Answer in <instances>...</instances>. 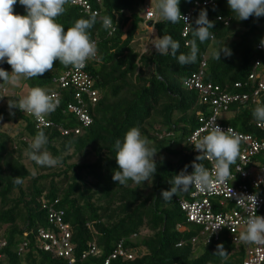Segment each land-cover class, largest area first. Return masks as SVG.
Returning a JSON list of instances; mask_svg holds the SVG:
<instances>
[{"label": "trees", "instance_id": "1", "mask_svg": "<svg viewBox=\"0 0 264 264\" xmlns=\"http://www.w3.org/2000/svg\"><path fill=\"white\" fill-rule=\"evenodd\" d=\"M89 1L98 11L97 22L88 31L97 45L99 62L86 66L98 91L97 101L85 105L91 117L87 127H81L78 134L63 135L59 131V126L80 127L76 117L64 109L73 100L72 89H59L53 80L71 68L59 61L51 71L28 79L29 89L39 87L47 93L59 89L60 105L46 116L53 126L36 128L32 117L18 108L11 115L8 100L21 97L0 86V96H4L0 97V233L7 242L0 264H67L65 259L40 248L37 241L38 228L48 225L45 206L54 200H58L56 206L64 210L63 219L71 226L76 264H101L120 240L135 257L111 260L110 264H241L243 250L225 236L207 243L200 239L192 242L197 228L186 222L179 206L181 200L188 199L192 187L179 191L169 201L162 199L161 190L169 189L168 180L186 165L187 172L193 171L192 162L198 152L187 138L201 124L200 119L211 113L210 104L195 90L187 89L183 81L205 60L206 82L219 85L225 92L251 95L256 83L248 75L255 59L259 58L264 67V50L257 49L264 38V16L238 21L227 0H180L181 13H192L190 21L201 8H206L208 18L214 21L210 29L214 38L204 43L197 39L196 62L181 66L174 57L157 54L150 45L141 52L133 44L144 22V11L141 16L137 8L144 10L146 4L150 7L148 0ZM65 9L56 18L65 30L92 14L70 2ZM14 11L26 14L19 3ZM104 16L113 19L114 31L101 26ZM188 26L187 34L182 36L183 20L175 24L162 21L158 13L152 24L157 37L170 35L179 42V52L185 54L194 39L192 26ZM225 44L232 55L221 54L220 61L214 60L212 50ZM1 65L5 70L10 67L6 62ZM251 98L245 103H230L222 113V123L243 134L264 136L252 115L257 104L264 105V95L258 103ZM132 127L138 128L149 141L148 146L157 152V171L151 184L145 181L136 185L129 180L127 186H122L112 179L118 168L115 141H122ZM38 130L44 131L48 138L45 148L61 159L60 164L42 167L26 155ZM199 163L207 165L205 159ZM14 176H21L23 183L14 184ZM218 243L227 251L226 258L213 254ZM92 244L100 254L81 259Z\"/></svg>", "mask_w": 264, "mask_h": 264}, {"label": "clouds", "instance_id": "2", "mask_svg": "<svg viewBox=\"0 0 264 264\" xmlns=\"http://www.w3.org/2000/svg\"><path fill=\"white\" fill-rule=\"evenodd\" d=\"M19 3L25 9L24 15L15 13L14 6ZM69 0H0V63H7L11 72L0 67V82L18 87L21 79H32L51 71L54 63L77 70L83 68L86 62L97 57V45L90 39L89 29L97 22V14L92 13L89 18H80L74 25L67 28L57 23V17L66 11L65 5ZM180 0H157L155 8L162 21L178 23L184 20L191 24V34L194 39L190 44L189 53L179 52L180 44L170 35H163L153 41L157 54L171 55L181 66L196 62L198 46L196 40L204 43L214 38L210 29L214 28V21L208 18L207 9L201 8L194 21L182 15L179 8ZM234 18L238 21L247 20L255 16H264V0H227ZM112 18L104 16L101 26L105 30L112 28ZM154 23V22H153ZM110 34V33H109ZM260 46L264 47V38ZM179 53V54H178ZM221 54L225 57L232 55V50L225 44L212 50V58L220 61ZM4 97V96H0ZM59 100L39 87L31 88L26 95L18 100H8L11 115L13 109L18 108L35 118L39 125L45 123L44 118L55 111ZM258 126H264V105L257 104L252 111ZM2 118V117H0ZM48 138L43 130H38L29 143L26 152L28 158L40 166L52 167L61 163L59 157H53L45 148ZM149 141L141 136L136 127L130 128L121 141H115V159L118 168L114 170L112 179L117 184L127 186L129 180L136 185L152 181L157 171L155 161L156 150L148 146ZM198 152L192 162L193 171L187 172V165L168 183L169 189L161 190L164 201L171 200L179 191L195 186L201 191H212L219 184L231 178V166L239 156V138L231 128L223 130L219 125L211 126L207 134L193 143ZM207 159L212 162L211 170L199 161ZM240 171V170H238ZM13 183H23L21 176H14ZM249 199L255 208L257 198L250 195ZM243 206L242 201H237ZM223 225L214 224L215 232ZM244 243H264V216L250 215L246 221V229L239 235ZM208 242V241H207ZM226 258L227 251L222 243H218L213 253Z\"/></svg>", "mask_w": 264, "mask_h": 264}, {"label": "built area", "instance_id": "3", "mask_svg": "<svg viewBox=\"0 0 264 264\" xmlns=\"http://www.w3.org/2000/svg\"><path fill=\"white\" fill-rule=\"evenodd\" d=\"M71 4L79 6L86 13H96L98 11L92 8L89 0H69ZM209 1H203L207 4ZM144 20L153 22L156 20L157 13L147 4L144 6ZM191 20L192 13L185 12L182 14ZM221 19V17H217ZM182 36H185L189 30V23L184 20ZM227 24V21L224 22ZM115 27L112 24L110 31H114ZM258 50H264V47L257 45ZM89 62L94 64L99 62V55L95 59H90L85 66L79 70L70 68L53 79L59 89L71 88L73 91V100L67 102L64 108L70 114H73L78 120L80 127L64 128L59 126V131L63 135L70 132L78 134L82 129L91 123V117L86 110V102L94 103L98 98V91L93 87V78L86 70ZM205 60L201 61L200 69L192 73L184 81L183 85L189 90H195L204 102H208L211 106V113L207 118H201V124L192 131L187 138L188 142L193 145L196 139L202 138L215 124L219 125L223 130L231 128L239 138V156L234 165L231 166V178L225 183L219 184L212 191H201L195 186L188 199L179 202L180 209L185 215L186 222L193 224L197 228V235L192 238V242L202 240L203 243L219 240L225 236L235 245L243 250V259L241 264H264V243H244L239 240V235L246 229V221L250 215L257 214L264 216V136L256 137L249 134H243L233 129L230 126L224 125L222 119L223 111H225L230 103L239 102L245 103L250 96L252 102L258 103L260 95H264V67L261 65L259 58L255 59L248 79L252 83H256V87L249 94H232L222 91L220 86L211 82H206L203 78V68ZM235 86H240L236 83ZM53 90L48 94L53 95L58 100L60 99V91ZM4 93L5 89H1ZM60 105L59 104L57 107ZM29 115V114H27ZM31 116V115H30ZM36 128H47L53 126V122L47 117L44 118L45 123L38 126V122L33 116ZM256 126L264 131V126ZM258 156V158H256ZM204 166L209 170L213 164L209 160ZM240 170V171H238ZM250 195H255L257 198L256 212L254 206L249 199ZM237 201H242L243 206ZM58 200L46 204L47 222L46 227H39L37 230V241L40 248L44 251L51 252L53 256L63 258L67 264H76V256L74 254L75 244L71 240V226L64 221V210L56 206ZM217 222L223 225L215 232L213 225ZM135 236V234L133 235ZM7 245L6 240L0 233V261L4 259L2 249ZM179 245V243H178ZM21 250L22 248L19 247ZM100 254V249L94 244L81 254L83 259L87 255L96 256ZM134 253L127 248H124L123 241L116 243L109 256L101 264H110L111 260L122 259L132 260Z\"/></svg>", "mask_w": 264, "mask_h": 264}, {"label": "rangeland", "instance_id": "4", "mask_svg": "<svg viewBox=\"0 0 264 264\" xmlns=\"http://www.w3.org/2000/svg\"><path fill=\"white\" fill-rule=\"evenodd\" d=\"M157 0H148V4L150 5V7L155 11V5H156ZM138 11L140 13L141 16H143V7L139 6ZM152 26L151 27H146L143 26V24H140L136 34H135V38L133 41V44L136 46V48L142 52V49L145 48L147 49V47H149V45H151L154 40L157 39V36L154 35L152 36ZM154 30V29H153ZM155 34V33H154ZM152 48H154L151 45ZM144 49V51H145ZM3 65H1L2 67ZM7 71L11 72V67H9L8 69H6ZM4 86L7 89V93L11 92V93H16L18 94L21 98L27 94V90H30L28 88L29 84H28V79H21L20 84L18 87H13L10 84H5L3 82H0V86ZM25 163L29 162V159H25L24 161Z\"/></svg>", "mask_w": 264, "mask_h": 264}, {"label": "crops", "instance_id": "5", "mask_svg": "<svg viewBox=\"0 0 264 264\" xmlns=\"http://www.w3.org/2000/svg\"><path fill=\"white\" fill-rule=\"evenodd\" d=\"M146 22H147V21L144 20V22H143V26H146V27H148V28L151 27V26H147ZM151 29H152V36H154V35H155V34H154V30H153V28H151ZM157 38H158V37H157ZM151 43H153V42H151ZM151 45H152V44H151ZM151 45H150V46H151ZM144 49H145V48H143L142 51H144ZM28 91H29V90H27V92H28Z\"/></svg>", "mask_w": 264, "mask_h": 264}, {"label": "water", "instance_id": "6", "mask_svg": "<svg viewBox=\"0 0 264 264\" xmlns=\"http://www.w3.org/2000/svg\"><path fill=\"white\" fill-rule=\"evenodd\" d=\"M146 24H147V26H152V24H153V21H152V20H150V21H147V22H146ZM2 68H3V66H2Z\"/></svg>", "mask_w": 264, "mask_h": 264}]
</instances>
